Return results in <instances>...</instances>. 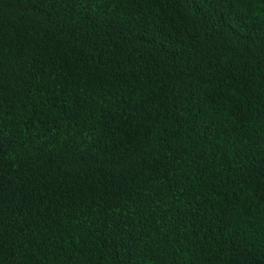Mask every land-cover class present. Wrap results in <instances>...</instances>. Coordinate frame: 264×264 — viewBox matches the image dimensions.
<instances>
[{"label":"trees","instance_id":"16d2710c","mask_svg":"<svg viewBox=\"0 0 264 264\" xmlns=\"http://www.w3.org/2000/svg\"><path fill=\"white\" fill-rule=\"evenodd\" d=\"M0 264H264V0H0Z\"/></svg>","mask_w":264,"mask_h":264}]
</instances>
